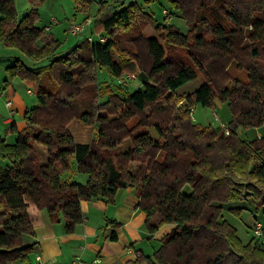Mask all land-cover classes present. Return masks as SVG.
I'll return each instance as SVG.
<instances>
[{
    "label": "trees",
    "instance_id": "1",
    "mask_svg": "<svg viewBox=\"0 0 264 264\" xmlns=\"http://www.w3.org/2000/svg\"><path fill=\"white\" fill-rule=\"evenodd\" d=\"M43 1L29 0L18 17L13 0H0V41L31 60L8 65L5 85L18 77L37 97L25 127L10 126L14 141L0 138V264L26 259L33 245L24 238L34 235L40 210L72 233L84 220L82 200L112 202L128 186L137 190L149 233L172 225L147 264H264L260 239L243 243L222 214L231 201L264 212V134H237L264 127V0H167L186 33L134 2L100 0L93 21L105 40L84 36L64 52L35 24ZM79 5L89 13L88 0ZM145 25L151 35L143 36ZM132 29L137 35L126 41ZM103 69L116 78L138 72L141 85L123 95L107 86L100 101ZM198 79L191 91L183 88ZM215 98L231 113L228 134L191 117L196 104L212 106ZM72 119L94 128L91 142L74 140ZM74 164L85 183L61 175Z\"/></svg>",
    "mask_w": 264,
    "mask_h": 264
},
{
    "label": "crops",
    "instance_id": "2",
    "mask_svg": "<svg viewBox=\"0 0 264 264\" xmlns=\"http://www.w3.org/2000/svg\"><path fill=\"white\" fill-rule=\"evenodd\" d=\"M88 28L90 33L93 32L91 26ZM51 31L52 29L46 30L56 38ZM88 35L85 37L87 38ZM6 75V71H0V138L7 141L6 137H15V133L6 126L13 124L16 129L18 127L13 119L15 114L12 108L13 102L10 106H6L5 101L10 99L16 87L23 84V81L15 77L16 84L12 81L5 85L2 81L4 82ZM3 89L5 91L1 95ZM28 90L30 89H27L28 93H32ZM12 100L15 101L14 97ZM226 118L230 120L231 113ZM68 129L77 142L89 143L95 137L94 128L82 124L77 119H72L68 123ZM239 130L240 128L237 129L238 136L246 138V134H241ZM86 133L89 134V139L84 137ZM262 134L264 132H259L257 136ZM72 169L64 171L63 178L85 183L87 175L75 172V164ZM137 202V190L132 186L118 188L112 202H107L104 198L82 200L80 207L84 213V220L76 225L72 233L65 232L62 218L52 220L47 210L42 209L40 222L34 228V235L24 238L25 244L33 245L32 250L23 261L11 262L37 264L36 255H40L43 260L51 264H69L76 256L85 261L100 258L101 264H147L145 258L152 257L161 245L162 238L172 229V225L165 224L156 232L149 233L145 224V212L137 206Z\"/></svg>",
    "mask_w": 264,
    "mask_h": 264
},
{
    "label": "rangeland",
    "instance_id": "3",
    "mask_svg": "<svg viewBox=\"0 0 264 264\" xmlns=\"http://www.w3.org/2000/svg\"><path fill=\"white\" fill-rule=\"evenodd\" d=\"M13 1L18 17H21L31 8L29 0ZM88 1L89 13L88 9L84 10L83 8H81V5H79L81 3V0L79 2H77V0H44L43 2L38 4L35 24L38 26H50V29H52L51 33L55 35L58 41H60V45L58 48L60 52L66 51L71 46L83 40L84 36L88 34H91L94 38H98L100 36L98 31L94 27L93 21V17L98 12L100 0ZM106 1L110 3L113 0ZM121 1L123 5L134 2L137 6L142 8V10L151 13L155 22H165L168 24H173L177 29L180 30V32H187L188 26L184 17L178 10H175V8L172 7V4L167 0H120V2ZM163 9L166 10V13L163 12ZM52 16L56 17L58 22L50 25L49 21ZM87 19H90V25H87L85 23ZM72 22L85 23L84 31L80 34L70 33L68 29ZM89 26L92 27L93 32L91 33L88 30ZM145 26L141 28V32L143 29V36H146L148 33H153V29L150 25H147L146 27ZM129 35L135 36L137 35V31L135 29L130 30L129 34L125 36L126 41L127 36ZM127 43L129 46H131L129 42H126V44ZM17 58L23 61L25 64H29V58L24 53H22V51H20L16 47L5 45L2 41H0V71L4 72L5 66L10 65L12 61ZM143 60H145V55ZM14 78L15 77H12L11 80L9 78L7 82L10 84L13 81V83L16 84V81L14 82ZM97 80L100 88V101L104 100L107 97V91L105 89L107 86L113 92H117L120 95H123L125 92L132 91L141 85L140 76H138L136 80L128 81V84H118L117 78L109 74L106 69H103L98 73ZM197 82L199 84V82L201 83V80L198 79L195 83L193 81H190L185 84L183 88L191 91L192 89H194V87L197 86ZM2 83L5 82L2 81ZM28 88L32 93L27 92ZM2 91L4 92L5 90L3 89ZM13 97L15 101L12 100ZM9 100L13 102L12 108L15 110L13 119L16 121L18 130H22L25 127L24 113L26 111V108H30L37 103V97L34 89L31 85L29 86L23 81V84L16 87V91L12 96H10ZM25 106L26 108H24ZM228 114H230V111L227 102L215 98L213 100L212 106H202L200 104H196L193 107V111L191 112V117L195 123L202 126L210 125L212 127L222 129V124H225L228 127L229 120L228 118H226ZM6 127L10 128V124ZM239 131L241 132V134L245 133L248 138H254L258 135L259 132H264V127H240ZM151 132L154 133V130L151 129ZM88 135L89 134L86 133L84 137L89 139ZM6 139L7 142L12 143L15 137L7 136ZM92 140L93 139H91L89 142H91ZM126 144H130V140L124 141L123 146L120 148L121 151H125L128 148L129 145ZM62 174L63 173H61V175ZM182 192L185 194L190 193L191 187L189 185H185L182 188ZM229 207H238L236 208L238 210H233ZM222 214L224 219L236 228L237 235L243 243H247L252 239L254 235L253 228L255 222H264V212L256 211L254 206L250 202L245 201L228 202L223 208Z\"/></svg>",
    "mask_w": 264,
    "mask_h": 264
},
{
    "label": "built area",
    "instance_id": "4",
    "mask_svg": "<svg viewBox=\"0 0 264 264\" xmlns=\"http://www.w3.org/2000/svg\"><path fill=\"white\" fill-rule=\"evenodd\" d=\"M163 12L166 13V10L163 9ZM50 25H53L55 23L58 22L57 18L52 16L50 18ZM87 25L90 24V19H87L86 22H85ZM85 23H75V22H72L69 26V32L72 33V34H80L84 31L85 29ZM45 30H49L50 29V26L49 25H46L44 27ZM98 41L100 42H103L105 40V36H102L100 35L98 38H96ZM94 39V37L89 34L87 36V40L88 41H93V40H96ZM138 78V72H135V73H126L120 77L117 78V83L118 84H121V85H124V84H128L129 82L128 81H131V80H136ZM30 91V90H28ZM3 94V91L1 93V95ZM10 103L11 101L10 100H6L5 101V105L6 106H10ZM223 131L225 134H228V127L225 125V124H222L221 125ZM262 231H264V225H262V222L260 221H257L255 222L254 224V228H253V234L255 237H257L258 239H260L261 241V244H262V247H264V236H262ZM137 254V253H136ZM138 255V254H137ZM36 260H37V264H51L49 261H46V260H43L41 258L40 255H36ZM10 264H18L16 262H11ZM69 264H101V259L100 258H95L93 259L92 261H85L83 259H81L79 256H76L74 257Z\"/></svg>",
    "mask_w": 264,
    "mask_h": 264
}]
</instances>
